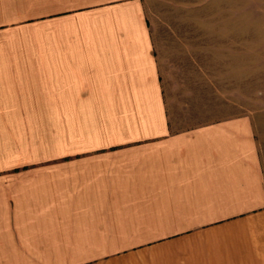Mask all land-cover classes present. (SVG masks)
I'll return each mask as SVG.
<instances>
[{
    "label": "crops",
    "instance_id": "crops-1",
    "mask_svg": "<svg viewBox=\"0 0 264 264\" xmlns=\"http://www.w3.org/2000/svg\"><path fill=\"white\" fill-rule=\"evenodd\" d=\"M149 18L0 0V264H264L254 118L199 112Z\"/></svg>",
    "mask_w": 264,
    "mask_h": 264
},
{
    "label": "rangeland",
    "instance_id": "rangeland-1",
    "mask_svg": "<svg viewBox=\"0 0 264 264\" xmlns=\"http://www.w3.org/2000/svg\"><path fill=\"white\" fill-rule=\"evenodd\" d=\"M144 1L198 111L252 115L264 158V0Z\"/></svg>",
    "mask_w": 264,
    "mask_h": 264
}]
</instances>
